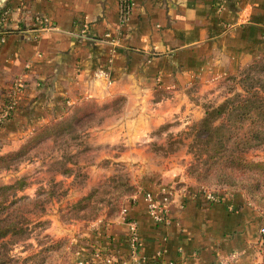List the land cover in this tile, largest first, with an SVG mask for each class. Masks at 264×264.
I'll use <instances>...</instances> for the list:
<instances>
[{"label": "crops", "instance_id": "0c3cea01", "mask_svg": "<svg viewBox=\"0 0 264 264\" xmlns=\"http://www.w3.org/2000/svg\"><path fill=\"white\" fill-rule=\"evenodd\" d=\"M132 1V12L121 25L118 0H0V8L10 12L0 22V106L14 81L25 85L0 131V153L16 148L36 128L84 99L102 103L123 95L121 118L107 119L96 128L95 139L135 147L127 153L138 160L137 148L150 141V132L189 109L182 105L193 88L209 87L264 57V0ZM34 15L47 17L53 28H34ZM82 22L88 25L84 35ZM119 27L122 36L113 47L104 34L113 35ZM111 49V83L95 81L93 73L106 66ZM158 90L167 94L154 105ZM161 172V183L141 188L127 203L128 216L138 224L144 264H157L159 250L175 264H219L233 252L238 257L229 264H260L264 220L241 193L208 202L195 196L193 180L175 181L174 169ZM181 182L186 184L176 188ZM145 190L174 193L169 223H155L147 215ZM125 233L120 218L97 220L76 237L78 247L69 264L90 258L95 250L125 261Z\"/></svg>", "mask_w": 264, "mask_h": 264}, {"label": "rangeland", "instance_id": "374dc122", "mask_svg": "<svg viewBox=\"0 0 264 264\" xmlns=\"http://www.w3.org/2000/svg\"><path fill=\"white\" fill-rule=\"evenodd\" d=\"M238 70L234 75L238 74ZM225 76L217 78L202 90L193 88V94L187 99L188 104L182 105L189 109L184 114H175L151 131L150 141L137 148L140 149L138 160H132L127 153L135 147L129 148L123 142L105 144L95 139L96 128L107 119L120 117L126 98L119 95L124 98L119 103L120 110L100 124L91 122L89 126L76 129L75 133L66 132L54 140L49 139L9 168L0 165V185L23 178L26 187L18 195L31 198L37 195L44 204L43 212L28 216L31 221L29 237L12 248L11 255L16 259V264H69L78 247L75 239L80 232L92 228L99 219L120 218L121 208L131 200L134 192L138 194L141 188L163 181L160 170L174 169L176 173L172 177L175 181L182 178L187 182L191 179L198 188L202 186L224 195L241 193L247 206L264 220V177L258 172L237 169L232 174H203L202 164L197 163L192 167L197 161L198 151L195 128L204 117L205 109L243 93L238 77L227 80L223 79ZM166 94L155 91L152 99L154 105ZM38 128L19 146L0 155L17 150ZM247 156L253 161L261 160L264 147L249 150ZM192 168L195 170L193 173ZM184 182L177 184L176 188L186 184ZM88 196L90 198L82 205L75 206ZM262 249L258 253L262 255L260 264H264V246Z\"/></svg>", "mask_w": 264, "mask_h": 264}, {"label": "trees", "instance_id": "16d2710c", "mask_svg": "<svg viewBox=\"0 0 264 264\" xmlns=\"http://www.w3.org/2000/svg\"><path fill=\"white\" fill-rule=\"evenodd\" d=\"M5 9L0 8V14ZM235 78L243 93H237L217 106L207 107L195 128L198 151L197 161L192 167L202 164L203 174H232L243 169V172L255 171L264 177V157L253 161L247 156L249 150L264 147V57L240 68L237 75H226L223 79ZM123 101L122 96L116 95L103 103L84 99L72 105L69 112L56 118L58 120L41 125L17 150L0 155L1 167L9 168L49 139L54 140L66 132L73 133L91 122L100 124L106 117L117 113L121 108L119 103ZM194 171L192 168L191 172ZM25 187L23 178L0 185V264L17 263L11 251L17 242L27 239L31 233L29 214L44 210V204L37 195L34 198L18 195ZM88 198L90 196L75 206L82 205Z\"/></svg>", "mask_w": 264, "mask_h": 264}, {"label": "built area", "instance_id": "2783aa9c", "mask_svg": "<svg viewBox=\"0 0 264 264\" xmlns=\"http://www.w3.org/2000/svg\"><path fill=\"white\" fill-rule=\"evenodd\" d=\"M119 2V21L123 25L129 18L132 8V0H118ZM218 8H222L221 4H218ZM10 12L4 10L0 14V22L7 21ZM32 25L39 30H47L53 28L51 21L42 15H34L32 18ZM81 34H85L88 28L86 22H82L80 25ZM122 36V28L119 27L115 34L106 32L104 37L109 38V44L113 47L119 44V40ZM114 58V49H111L110 55L106 60V66L99 68L93 73L95 81H101L105 84H110V70ZM25 85L21 79H17L9 87L6 93L5 101L0 106V131L4 127L5 123L9 120L12 114L15 112L18 104V98L23 91ZM162 196V199L160 198ZM174 193L172 191H160L154 193L151 191H143L142 198L145 202L146 213L155 223H169V202L172 201ZM195 196H199L208 202H222L224 200V194L211 190L205 187H199L195 192ZM133 195L131 198H135ZM122 223L126 229V245H127V259L123 262L115 261L111 256L100 254V252H94L90 258L81 257L75 264H144L145 260L141 256V239L138 231V224L135 219L128 216V206L125 204L120 211L119 215ZM259 233L264 237V226L259 228ZM163 250H159L155 254L157 264H175L173 261L164 260ZM238 257L237 252L230 253L227 257L223 258L219 264H229L231 261Z\"/></svg>", "mask_w": 264, "mask_h": 264}]
</instances>
